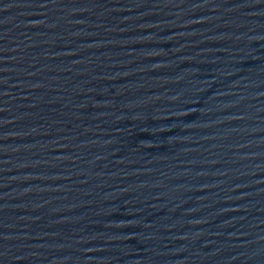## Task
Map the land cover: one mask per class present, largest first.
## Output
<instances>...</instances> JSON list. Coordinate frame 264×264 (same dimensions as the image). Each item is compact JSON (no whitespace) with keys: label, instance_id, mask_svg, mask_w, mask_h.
I'll return each instance as SVG.
<instances>
[{"label":"water","instance_id":"95a60500","mask_svg":"<svg viewBox=\"0 0 264 264\" xmlns=\"http://www.w3.org/2000/svg\"><path fill=\"white\" fill-rule=\"evenodd\" d=\"M0 264H264V0H0Z\"/></svg>","mask_w":264,"mask_h":264}]
</instances>
